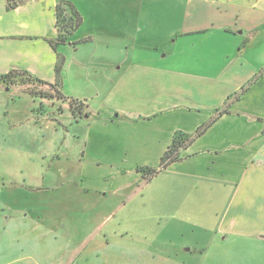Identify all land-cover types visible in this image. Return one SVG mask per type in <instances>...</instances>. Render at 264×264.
Masks as SVG:
<instances>
[{
  "label": "crops",
  "instance_id": "1",
  "mask_svg": "<svg viewBox=\"0 0 264 264\" xmlns=\"http://www.w3.org/2000/svg\"><path fill=\"white\" fill-rule=\"evenodd\" d=\"M60 1L0 0V75L60 80L65 99L10 109L38 127L31 147L23 134L11 148L32 154L38 192L20 199L23 185L0 181L1 264L32 259L6 239L30 212L82 264H264V0H67L83 18L68 42L57 41ZM13 88L26 91L0 83V98Z\"/></svg>",
  "mask_w": 264,
  "mask_h": 264
},
{
  "label": "rangeland",
  "instance_id": "2",
  "mask_svg": "<svg viewBox=\"0 0 264 264\" xmlns=\"http://www.w3.org/2000/svg\"><path fill=\"white\" fill-rule=\"evenodd\" d=\"M76 32V31H75ZM74 32V33H75ZM163 55V53L161 54ZM31 78L26 76H19L15 79V81L19 82L20 84H10L7 83V85L11 86H19L23 87L24 90H26L24 93H19L18 91L13 88L12 90L5 92L4 96L0 98V101H10L9 107L6 108L5 106L0 109V132L5 133L7 135V145L6 147H3V145L6 142L5 137L0 136V181L8 182L9 179L13 177V179L17 180L19 185H23L18 187V195L20 199H25L28 196L32 195L33 193H37L38 189L34 188L33 182L34 179L30 176V169L32 167V160H30V157L32 154L25 153L22 158L20 155H16L15 151H12V147L15 148L17 146H21V140H23V134L25 136V139L27 137H30V139H26L29 143L28 146L31 147L32 141L31 136H28V134L33 133V131H36L38 127L34 125L32 121H24L23 123L19 122L20 119H18L15 115L12 116L10 109H12L14 101H27L26 103L29 104V101L31 100L32 103H34L37 106H41L40 104V97L39 93L40 91L45 93L46 91L50 90L48 87L45 86H35L34 82L32 83L30 81ZM5 85V84H4ZM9 89V88H8ZM37 90V91H36ZM36 91L37 94H32L31 92ZM46 100L52 99L58 100L57 97H44ZM68 100H73L72 98H69ZM6 103V102H4ZM2 103V104H4ZM1 104V102H0ZM20 115V114H19ZM42 125H45L44 123ZM39 128L40 131H44V127ZM17 137V138H16ZM24 139V140H25ZM23 140V141H24ZM27 142L25 141V147L27 145ZM18 143V144H17ZM42 146V145H41ZM24 170V174L29 177H25V180L23 177H21L20 170ZM3 168H6V175L7 178H3L2 170ZM147 169H143L142 173H144L145 176L148 177L149 174L146 173ZM58 173V172H56ZM72 174V172L63 171L62 175L66 177L68 174ZM65 174V176H64ZM4 179V180H3ZM40 180H37L39 182ZM36 182V181H35ZM34 182V183H35ZM36 184V183H35ZM155 186H157V183H155ZM44 190L39 192V195L42 196ZM153 194H156V192L153 190ZM95 194V193H92ZM38 195V194H35ZM113 204V203H112ZM26 206V205H25ZM108 212V210H106ZM32 213L28 215V219L25 224H18L17 226V233L16 235H9L6 237L7 244L10 246L21 244L24 249H20L19 255L20 257L27 256L29 254L32 255V259H20L19 263L16 264H82L83 260L80 259L79 255H76L75 257L72 256V252L69 251V242L66 240L65 236L59 235L60 238H55L54 236H51L49 234L48 226L44 224H37V222L32 220ZM72 221V220H71ZM103 221H105V218L103 215L98 216L97 218H86L85 219V228H91V230L95 227H101L103 226ZM34 222V224H33ZM116 220H111L109 224L105 225L107 228L113 226L116 224ZM186 222V221H185ZM173 221H169V226H172ZM72 226V224H71ZM74 226V225H73ZM186 228L188 226H185ZM203 229V228H201ZM14 231H16L14 229ZM90 231V230H89ZM155 236H151L149 240H151L152 243L160 242V239H154ZM169 238L172 239L171 241L168 240V245L170 246L171 250H174L180 246V242L177 239L176 235L169 234ZM89 239V236L87 237ZM161 243H164L161 241ZM11 246V247H12ZM57 249L55 250V247ZM193 257H197V254H194ZM103 259H105L103 257ZM102 259V260H103ZM86 261V258H84V263ZM92 260H89V264H92ZM107 261V260H106ZM100 262V264H108V261ZM183 258H179V256L175 255L173 256L172 264H182ZM1 264V260H0ZM96 264V263H93ZM189 264H214L213 260L206 259L203 260L202 258L192 259L189 261Z\"/></svg>",
  "mask_w": 264,
  "mask_h": 264
},
{
  "label": "trees",
  "instance_id": "3",
  "mask_svg": "<svg viewBox=\"0 0 264 264\" xmlns=\"http://www.w3.org/2000/svg\"><path fill=\"white\" fill-rule=\"evenodd\" d=\"M17 3L14 2V4H10L9 7L16 6ZM56 16H57V29H58V39L57 41L61 42H68L70 41L71 36L75 31L79 29V27L83 23V18L77 8L69 1L62 0L60 1L56 6ZM54 42V41H51ZM61 73V63L57 65V76L60 77ZM19 76H26L31 78L30 81L35 83V86H44L47 85L50 90L46 91L45 93L41 92L39 93V96L41 97H57L64 99L62 96V91L60 89L61 84L60 80L56 81L55 83H50L38 78H35L31 74H29L26 71H18L13 70L7 74L0 75V83L3 84H20L19 82L15 81V79ZM37 91V90H36ZM36 91L31 92L32 94H37ZM65 100V99H64ZM70 105L72 107L73 112L75 115H81L83 111V105L82 103L78 102L77 100H70ZM189 140L185 138L182 141H176L175 144L169 148V150L166 152V154L162 158V168H166L169 164L176 161L179 158V150L176 149V147L180 146H186ZM177 143V145H176ZM143 170V169H142ZM146 173L149 174L148 176H153L155 173H157V170H146Z\"/></svg>",
  "mask_w": 264,
  "mask_h": 264
},
{
  "label": "built area",
  "instance_id": "4",
  "mask_svg": "<svg viewBox=\"0 0 264 264\" xmlns=\"http://www.w3.org/2000/svg\"><path fill=\"white\" fill-rule=\"evenodd\" d=\"M169 150V149H168Z\"/></svg>",
  "mask_w": 264,
  "mask_h": 264
}]
</instances>
